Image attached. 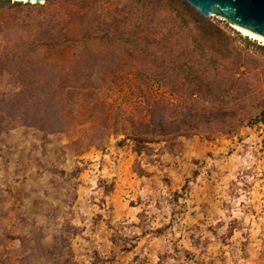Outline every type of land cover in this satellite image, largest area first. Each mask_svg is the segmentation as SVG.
Segmentation results:
<instances>
[{"label": "rangeland", "instance_id": "rangeland-1", "mask_svg": "<svg viewBox=\"0 0 264 264\" xmlns=\"http://www.w3.org/2000/svg\"><path fill=\"white\" fill-rule=\"evenodd\" d=\"M135 1L0 0V264H264V44L203 15L224 47L202 51L191 24L158 14L149 32L170 50L156 66L123 41ZM54 22L120 40L66 48L57 73L32 50ZM54 80L93 100L86 121L67 107L61 127L21 118Z\"/></svg>", "mask_w": 264, "mask_h": 264}, {"label": "trees", "instance_id": "trees-1", "mask_svg": "<svg viewBox=\"0 0 264 264\" xmlns=\"http://www.w3.org/2000/svg\"><path fill=\"white\" fill-rule=\"evenodd\" d=\"M160 1L162 0L135 1V4L137 6L139 5V8L135 11V13L140 14L139 17L137 16V18L138 20H142V22L135 23V26L133 25L134 29L133 32H131L132 33L130 35L131 37L130 38L128 37L127 39H123L125 44L132 45V47H139L141 45L142 47L141 52L142 53L147 52L148 57L150 58L149 62L151 64L156 66L164 65V61H165L164 59L168 55L167 51L170 49H168L167 46H165V43L156 41L154 36H152L151 32H149V30H151V28L155 23L154 18L158 16V14H163V15L165 14L168 15L170 20H173L174 23L175 21L178 22L177 25L178 28L183 27L185 29H189V24H191L193 30H195L196 32V35L193 37L192 41L195 42L196 45L199 46V49H201L202 51L205 47H208L209 49H212L215 52L223 51L224 46H222V44H220L218 40L211 37L214 34L222 35L223 33L222 30L218 26H216L212 21L208 20L205 16H203L202 13L195 10V8L191 6L187 1L163 0L162 4ZM129 7L130 6H128V8ZM128 19L129 16L125 14L120 20V22L123 23ZM55 25H57V23L54 22L53 23L54 28H56ZM54 28H53V32L49 34L48 37L45 36V38L38 40V42L33 45L32 50L37 52L41 48L42 49L44 48L45 52L48 51V55L46 57L40 59L36 58V60L37 62L41 61L42 63H45L43 65L51 66V69L54 71H57L56 69H58L57 73L62 71V69H64V66L68 65L66 64L68 63V61L65 59L66 48L72 47L76 44L78 45L80 44L82 47H86L89 50V44L93 42L96 43V41L98 40L109 39L111 41H114L115 43L120 40V38H116V39H113V37L110 38L109 29L106 30L103 33V35L100 36L99 35L96 36L94 34L92 35L91 34L92 32L90 33L85 32L84 35L80 37H76V34H73L72 33L73 31L71 32L69 29L62 30V29H58V28L54 29ZM224 50H226L227 52L226 47L224 48ZM182 53H184V51ZM177 57L178 56H176L175 58ZM32 60L33 59H31V61ZM9 61L10 60H6V58L0 57L1 71L8 69L6 67ZM144 66H145L144 64H140L138 67L143 68ZM177 68H179L180 70L186 68L188 70L186 77H191L193 81L196 80V82H199L200 89L209 87V83L199 81V78H197L198 76L195 74L194 71L190 69V67L186 64V62H182V61L178 62ZM112 82L120 86L121 85L128 86L129 88H135L136 90L142 91L141 82L134 80L132 78L127 79L124 78L123 76L117 75L116 77L113 78ZM58 88H62L61 83L55 82V80L51 82L45 91L47 93L45 94L46 97L38 98V99L36 98L35 104L33 103L32 109L23 112L21 118H25L26 121H28L29 123L38 125L42 128L43 127L53 128V127H61L62 125L64 126L68 124V122L71 121L70 119H68V117L71 115L72 112L73 114L74 112L78 113V115L80 116L79 120L81 122L87 120L86 118L83 119V117H86L87 112H91V114H93L94 111L93 109L94 102H92L93 100L88 102H83L82 104H78L81 99V94L76 93L75 98H73V100H69L70 101L69 102L64 96L61 95V92L58 90ZM90 95H92L91 98H93L94 101H96V91L94 93L92 92ZM72 97H74V95ZM217 98L219 101L220 99L219 97L214 96L213 99L217 100ZM76 106L77 109H75ZM66 107L69 109V112H67L68 117L64 115V108ZM262 113H264V108L262 110ZM134 133H139L138 137L140 136L146 138L149 135H153V134L165 135L167 134V130L164 128H160L159 130H145V131H136V132L132 130L131 134L134 135Z\"/></svg>", "mask_w": 264, "mask_h": 264}, {"label": "water", "instance_id": "water-1", "mask_svg": "<svg viewBox=\"0 0 264 264\" xmlns=\"http://www.w3.org/2000/svg\"><path fill=\"white\" fill-rule=\"evenodd\" d=\"M41 2L45 0H11ZM203 15L215 14L233 26L264 37V0H185Z\"/></svg>", "mask_w": 264, "mask_h": 264}, {"label": "bare ground", "instance_id": "bare-ground-1", "mask_svg": "<svg viewBox=\"0 0 264 264\" xmlns=\"http://www.w3.org/2000/svg\"><path fill=\"white\" fill-rule=\"evenodd\" d=\"M232 26H233V25H232ZM233 27H234L237 31H239L242 35L247 36V37H249V38H251V39L257 40V41H259V42H261V43L264 44V37H263V36L258 35V34H255V33H252V32H250V31H248V30L240 29V28H238V27H236V26H233Z\"/></svg>", "mask_w": 264, "mask_h": 264}]
</instances>
